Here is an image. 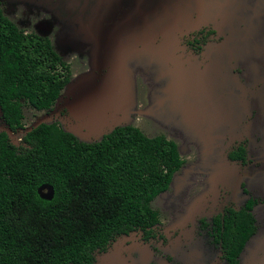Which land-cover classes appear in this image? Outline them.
Instances as JSON below:
<instances>
[{
  "label": "trees",
  "instance_id": "16d2710c",
  "mask_svg": "<svg viewBox=\"0 0 264 264\" xmlns=\"http://www.w3.org/2000/svg\"><path fill=\"white\" fill-rule=\"evenodd\" d=\"M71 77L47 36L24 33L0 9V107L9 129L22 125L23 102L50 110ZM22 136L17 147L0 134V264H93L119 235L158 222L152 202L184 163L174 140L134 125L92 142L57 122ZM42 185L51 198L40 196ZM225 220L228 264H240L251 218L241 211Z\"/></svg>",
  "mask_w": 264,
  "mask_h": 264
},
{
  "label": "rangeland",
  "instance_id": "374dc122",
  "mask_svg": "<svg viewBox=\"0 0 264 264\" xmlns=\"http://www.w3.org/2000/svg\"><path fill=\"white\" fill-rule=\"evenodd\" d=\"M89 1L90 0H65L63 2L65 6L68 4L81 6V13L79 15H73L74 13L71 11L69 17L61 16L56 18L52 13L53 16L49 14L50 11L46 13L42 7L36 6V4H27L28 6L24 4L21 6L6 2L4 9L9 17H11L19 27L23 28V30L33 31L50 37L55 50L70 63L72 75L74 77L84 72L88 67L87 62H90L95 56H105L103 52L108 51L109 47H115L116 49L123 48V44L127 39V35L125 34H122L120 37L113 35L107 38L108 46L101 49L95 47L93 35L92 37L86 36L85 39L84 36L81 37L80 28L77 29L76 26L80 24L87 25V19L92 17L93 19L105 20L101 10L105 12L111 2V0H98L96 4L93 6L91 5V7ZM30 5H33L34 9L30 8ZM54 8L57 10V4ZM125 9L131 21V27L136 29V25H139L138 28L143 29V21L140 15H137V11L139 10L137 2L135 0H126ZM74 18L78 19L77 23L74 21ZM118 29L123 31L125 28L120 27ZM217 31L221 36V32L219 30ZM127 32L128 31H126V33ZM259 33L261 35L260 37L264 38V20ZM259 33L258 31H254L258 45L255 42L252 44L248 40L247 42L250 43L247 47L241 49V52H244L243 55H247L248 52H251V58L249 60L240 62L238 61L240 56L237 55V61L233 62V64L237 63L233 73H229L228 70L226 73L208 71L207 75L202 77L203 82L197 84L191 92L189 91L192 87L191 83H179L180 80H173L172 82L169 79L156 80L161 78L160 73L163 69H165L170 76H174L175 79L181 74L180 72L174 71L172 75V61L170 59L172 51L170 48L165 47L163 39L166 37L161 35L153 37L157 42L159 54L158 50L156 53L159 56H156L151 50L147 53L150 57H158V60L155 61L140 55V53L134 52L135 48L132 44L129 51H122L121 55L124 57L127 56L126 59L131 55V59H128L129 62L127 64L129 68H132H130L132 73L136 74L139 68L142 71V74L136 77L131 83L132 92H135L138 102H141L138 108H143L145 103V106L150 104L148 102V95L150 93L153 95L159 93L156 95L157 97L167 99L162 105V108L156 110V112L163 115V119L151 115L152 113H148L144 116L135 113V115H133L134 119L131 120L133 125L140 128L148 136L163 134L167 138L175 140L180 146V152L185 159V163L176 173L168 190L158 195L152 203V206L159 212L161 223L164 228L163 234H165L164 236L166 237L165 242L162 241V243L157 240L145 243L140 240L137 233H132L131 236H122L109 244L107 249L96 253L95 256L98 258H96L95 264H101V256L103 255L107 256L106 261L113 260L111 264H149L154 258L158 260V264H161L159 260L166 262V264H172L165 260L167 256L166 253H170L171 251L174 258L183 264H203L205 262L204 257L207 256H205L203 252V257H197L198 254L195 253H199L202 251L201 249H204L203 242L194 241L187 244V247L191 248L180 249L183 253L193 252L195 254V256L192 255L194 257H191V255L187 256L175 250L179 246H177V243L173 245V248L170 247V245H172V243L170 244V240L178 242L179 238L175 237L172 239V234L176 235L175 231L179 230V232L186 237L192 236V225L195 221L198 220L201 215L211 214L208 211L211 206V203H208V196L212 195V197H215L216 195L217 198V196L220 197L222 192L230 191L231 194H229L228 199H231L232 195L235 196L234 191L236 192L239 187L242 173H240V166L233 164L227 157L229 145L237 138L231 139L228 144L224 141L223 154L226 156L225 160L227 164H225V167L229 172L227 174L229 179L225 177L218 180L215 172L217 166L215 167L214 165L211 168L208 167L209 165L207 166V164H205V159L207 156L209 157V155L206 154L204 150L205 147L202 139L194 135L196 134L195 132L198 126L201 124L200 121H202V117L207 115L212 117L214 115L217 118L218 132L219 126L222 125L224 120H228L230 123L228 129L233 131L236 129L235 132L237 133L242 131L245 126L249 124V133L251 134L257 131L262 135L260 141H264V107H261L262 103L264 105V51L262 50L264 48H259ZM251 45L253 48L252 51H249L252 47ZM204 48H206V46ZM252 65L254 66L251 68ZM100 73L103 74L105 71L102 70ZM149 77H153V79ZM91 83H94L92 86L94 89L104 90L108 88V80L106 79H98L96 77ZM71 84V95L73 94L75 96V94L82 92L84 86H82L81 81L79 82L78 80L71 79ZM238 84H241L240 90L249 86L247 89L250 91L241 97V99H244V102L241 101L244 108L241 107L239 102V96L236 90L239 89ZM65 91L66 89H63L62 93ZM187 91H189L188 94H185ZM73 95L71 99L67 96V100L70 101L74 99ZM116 105L117 109L115 111L111 110L112 113L121 111L119 105L117 103ZM154 105L152 104L151 107H154ZM183 108L185 109L184 111L188 121L186 122V120L180 119V115H175L172 124H170L168 115L172 112L180 113ZM53 109L54 107L46 112L51 113L50 115H52L53 122H57L62 126L59 117L51 112ZM248 109H250L249 112ZM46 112H37V110L35 111L32 107L25 104L23 118L24 128L32 125L38 118L45 115ZM67 112L66 110V114ZM166 124H169V127ZM163 125L166 126L164 127ZM208 130L211 131L212 128L209 126ZM21 134L22 133H19L13 136V139H15L16 136H21ZM255 139L256 137L254 140ZM211 141L212 140H209V142ZM220 144L221 143H218V145ZM219 168H222V166ZM250 169H253V165L249 166V170ZM225 179H227L229 183ZM242 180L249 194L257 199L258 203L253 210V214L256 218L257 230L246 243L240 255V263L264 264V158L260 168L254 169L252 174L250 173V176L246 175L245 178L242 176ZM42 192L46 193L47 189L44 188ZM221 197L225 198L223 194H221ZM223 201L224 200H222V202ZM180 235L181 234L177 236ZM195 237H197V234ZM168 247L171 249H168ZM206 248L207 245L205 249Z\"/></svg>",
  "mask_w": 264,
  "mask_h": 264
},
{
  "label": "water",
  "instance_id": "95a60500",
  "mask_svg": "<svg viewBox=\"0 0 264 264\" xmlns=\"http://www.w3.org/2000/svg\"><path fill=\"white\" fill-rule=\"evenodd\" d=\"M125 1L111 0L109 3L111 7L110 14L104 17L105 20L93 19L92 17L87 19V25L80 24L76 26L77 29L80 28V36H84V39L86 36L92 37L93 35L95 47L101 49L108 46L107 38L113 35L118 37L122 36V34L127 35V43L125 42L123 44V48L116 49L115 47H109L108 51L103 52L105 56H95L90 62H87L88 67L84 72L74 77L72 75L71 79L81 81L82 86H84L82 92L75 94V96L72 94L74 99L67 100V96H69V99L72 97V84L70 79L63 88L66 91L62 93V89L61 94L52 106L54 109L51 112L58 117L61 109L68 111L64 117H59L62 123L61 127L82 141H97L117 126L133 125L131 120L134 119L133 115L135 113L138 115L141 114L142 116L152 113L151 115L163 119V115L156 112V110L162 108V105L167 99L157 97L156 95L159 93L156 95L150 93L148 95V102L150 104L146 105L148 107L145 106L146 103H143L144 107L138 108L141 102H138L135 92H132L131 83L136 77L142 74V71L139 68V71L133 74L131 71L132 68L130 67V69L127 64L129 62L128 59H131V55L127 59V56L124 57L121 55L122 51L130 50L131 44L135 48L134 52L140 53V55L155 61L158 60L156 56H159V50L157 48V42L153 37L159 35L166 37L163 39V42L165 47L170 48L172 51V56L170 57L172 61V75L174 71L180 72L181 74L175 79L174 76H170L163 69L160 73L161 78L156 80L169 79L172 82L173 80H180L179 83H191L192 87L189 89L191 92L197 84L203 82L202 77L207 75L208 71L226 73L228 70L229 73H233L237 65V63L233 64V62L237 61V55L240 56L238 60L240 62L249 60L251 58V52L243 55L244 52L242 53L241 49L247 47L250 42L257 44V37L254 31H258L259 33L264 20V0H135L139 5L137 15H140L143 21V29H139V25H136L137 28L134 29L131 27V21L125 9ZM117 6L119 7L118 11L115 10ZM74 21L77 23L78 19L76 18ZM202 25H211L214 29L219 30L225 38L222 42H213L206 46L202 60L203 65L199 67L196 60H193L189 56L182 57L177 52L179 50H185L180 41V35L189 30L199 28ZM120 27H124L125 29L121 31L118 29ZM126 31L128 32L126 33ZM260 36L259 33V48L262 49L264 48V38ZM248 40L250 42H247ZM252 48L253 46L249 51H252ZM149 50L153 51L156 56L150 57L147 53ZM157 50L158 54L156 53ZM262 50L264 51V49ZM102 70L105 73L101 74L100 71ZM96 77L98 79L108 80V88L104 90L94 89L92 87L94 83H91V81ZM149 78L153 79V77ZM240 85L238 84L239 89L236 90L240 105L244 108L241 103V101L244 102V99H241V97L250 90L247 89L249 86H246L241 91ZM189 91L185 94H188ZM116 103L121 108V111L112 113L111 110L115 111L117 109ZM152 104L154 107H151ZM261 107H264L263 103ZM184 110L183 108L180 113L172 112L169 114V123L172 124L175 115H180V119H184L187 122L188 119ZM249 111L250 109H248ZM50 114L46 112L45 115L38 118L32 125L25 128L22 134L29 132L32 128L42 123L53 122L52 115ZM216 119L214 115L212 117L209 115L203 116L202 121H200L201 124L198 126L194 136H199L202 139L205 147L204 150L209 155L205 159V164L211 168L214 165L218 167V169L216 167L215 172L217 179L220 180L227 177L229 173L225 167L227 161L225 160L226 156L223 154L224 141L228 144L231 139L239 138L241 137L239 135L247 134L250 126L248 124L242 131L237 133L235 132L236 129L234 131L228 129L230 123L228 120H224L222 125L219 126L218 132ZM166 125L169 127V124ZM209 126L212 128L211 131L208 130ZM7 131L9 136L13 137L10 130ZM209 140L212 141L209 142ZM218 143L221 144L218 145ZM179 153L181 155L180 149ZM220 166L222 168H219ZM227 178L229 179V177ZM225 180L229 183L227 179ZM44 188L47 189L46 193L42 192ZM38 192L44 198H51L53 194L52 187L48 185H42L38 188ZM106 258V255L101 256V264L113 263V260H110L111 262L106 261Z\"/></svg>",
  "mask_w": 264,
  "mask_h": 264
},
{
  "label": "flooded vegetation",
  "instance_id": "af4514ba",
  "mask_svg": "<svg viewBox=\"0 0 264 264\" xmlns=\"http://www.w3.org/2000/svg\"><path fill=\"white\" fill-rule=\"evenodd\" d=\"M5 1V2H4ZM65 0H0V9L2 13L10 19L18 28L23 30V28L19 27V25L11 18L9 15L5 12L4 5L6 2L9 3H14V5H24V4H36V6L42 7L44 12L53 14L56 18L57 17H69L71 15V11L74 13L73 15H79L81 13L80 11V5L79 6H73V5H64L63 2ZM98 0H90L89 5L93 6L96 4ZM70 2V1H69ZM57 4V10H55L54 6ZM28 6V5H27ZM26 6V7H27ZM91 6V7H92ZM30 8L34 9L33 5L29 6ZM110 9L111 7L109 6L107 10L102 11V15L108 16L110 14ZM116 11L119 10V7L117 6ZM51 14V15H52ZM52 15V16H53ZM76 19V18H74ZM45 30V28H44ZM24 33H35L39 34L33 31H26L23 30ZM182 33V31H180ZM39 35H44V34H39ZM47 36V35H45ZM48 37V36H47ZM50 39V37H48ZM224 35H221L218 33L216 29H214L211 25H202L199 28L189 30L187 32H184L180 35V41L182 43V46L185 48V50H179L177 53L181 55L182 57L184 56H189L193 60H196L198 62L199 67H202L203 65V58H204V52H205V46L208 44H211L213 42H222L224 40ZM51 43L52 40L50 39ZM53 44V43H52ZM54 46V45H53ZM195 57V58H194ZM22 111H23V118H24V106L27 104L26 102L22 103ZM28 105V104H27ZM34 109V108H33ZM36 111V109H34ZM38 111H48V110H37ZM66 114L65 109H61L59 112V117H63ZM23 118L21 120V124L19 128L13 130L9 129L8 125L5 123V119L2 115V110L0 107V134L6 133L9 136V133L7 130H10L12 136H15L19 133H22L25 128L23 126ZM64 125V124H63ZM16 136L15 139L13 137H10L9 143L12 145H16L19 147L22 143V136ZM262 135L260 133L253 132V133H247L242 135L241 137L237 138L234 142H232L229 145V148L227 149V157L228 160L231 161L233 164L239 165L240 167V173L241 175V180L239 182V187L237 188L235 193V196L232 195L231 199H228L229 194H231L230 191H224L221 194L224 195L225 198L217 196L212 197V195H209L208 198V203H211L210 209L208 210L209 215H201L198 220L195 221V223L192 225V236L186 237L184 234L180 233L179 230L175 231L176 235L172 234V239L175 237L178 238V242H173L170 240V237L168 236V239L170 240V247L173 248V245L177 243L178 248L175 250H178V253L184 254V255H191V257H194L195 254L193 252H187L183 253L180 249L184 248H191L187 247V244H190L194 241H200V243L203 242V247L205 249L206 245L207 248L201 249L202 251L195 252L198 254L197 257H203V254L207 257H204L205 262L203 264H228L227 261V256H226V250L224 248L223 244V239L222 235L225 229L226 225V218L229 217L231 212L234 213H239L241 211H244L246 214H248L251 218V227H253V232L252 234L248 237V239L245 242L246 243L249 241V239L256 233L257 230V225H256V218L253 214V210L255 208V205H257L258 200L255 199L252 195L249 194L248 189L245 187L244 182H242V176L245 178V176H250V173L252 174V171L254 169L260 168L262 165V160L264 158V141H260V137ZM256 139L254 140V138ZM258 137V140H257ZM263 139V138H262ZM177 144V143H176ZM178 145V144H177ZM178 148L180 149V146L178 145ZM183 158V157H182ZM184 159V158H183ZM185 163V159H184ZM183 163V165H184ZM182 165V167H183ZM253 165V169L249 170V166ZM181 167V168H182ZM180 168V169H181ZM179 169V170H180ZM178 170V171H179ZM177 171V172H178ZM250 171V173H249ZM240 177V176H239ZM225 189V188H223ZM166 192V191H165ZM220 192V190H219ZM164 193V192H162ZM160 193V194H162ZM159 194V195H160ZM216 198V199H215ZM156 199V198H155ZM154 199V200H155ZM222 200H224L222 202ZM212 211V212H211ZM159 213V212H158ZM264 224V223H263ZM163 225L161 223L160 216L158 215V222L155 225H152L150 228L147 230H132L128 234H122L119 235L117 238L122 237V236H131L132 233H137L141 241H144L145 243H150L153 241H160V242H165L166 237L163 234ZM196 230V231H195ZM173 233V232H172ZM199 233V234H198ZM181 234L180 236H177ZM197 234V237L195 235ZM167 239V241H168ZM162 242V243H163ZM112 243V242H111ZM110 243V244H111ZM182 245V247H181ZM109 246V245H108ZM168 247V249H171ZM245 248V247H244ZM243 248V250H244ZM107 249V247L105 248ZM104 249V250H105ZM242 250V251H243ZM103 250H99L97 252H100ZM241 251V253H242ZM96 252V253H97ZM203 252V254H202ZM95 253V255H96ZM172 254V251L170 252ZM170 253H166V261L172 264H183L176 258H174L173 254L171 255ZM239 253L238 260L240 262V255ZM194 255V256H192ZM158 258V257H157ZM160 259V258H159ZM200 259V258H199ZM161 264H166V262L159 260ZM96 263V256L94 258L93 264ZM149 264H158V260L154 258L152 262ZM200 264V263H197ZM241 264V263H240Z\"/></svg>",
  "mask_w": 264,
  "mask_h": 264
}]
</instances>
